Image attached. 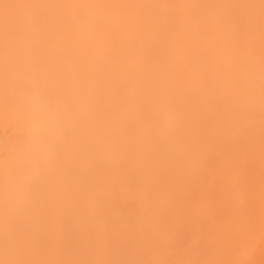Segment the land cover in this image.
<instances>
[{"label":"bare ground","instance_id":"6f19581e","mask_svg":"<svg viewBox=\"0 0 264 264\" xmlns=\"http://www.w3.org/2000/svg\"><path fill=\"white\" fill-rule=\"evenodd\" d=\"M0 264H264V0H0Z\"/></svg>","mask_w":264,"mask_h":264}]
</instances>
